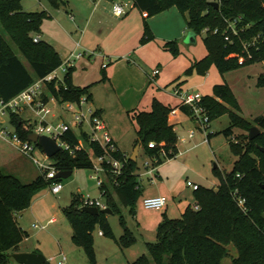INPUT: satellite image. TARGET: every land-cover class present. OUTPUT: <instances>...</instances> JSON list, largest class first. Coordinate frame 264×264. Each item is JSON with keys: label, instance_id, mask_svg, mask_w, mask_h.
Returning <instances> with one entry per match:
<instances>
[{"label": "trees", "instance_id": "obj_1", "mask_svg": "<svg viewBox=\"0 0 264 264\" xmlns=\"http://www.w3.org/2000/svg\"><path fill=\"white\" fill-rule=\"evenodd\" d=\"M55 5L66 4L64 0H52ZM134 5L148 16L158 14L176 6L182 13H189V26L196 34L209 28L204 39L208 54L195 61L186 73H206L214 63L221 72L246 66L255 61H264V0H133ZM219 2L217 7L213 2ZM23 0H0V24L7 36L18 46L30 64L29 68L16 53L0 31V99L9 101L42 79L59 69L64 60L57 48L49 41L34 40L42 35L44 21L52 15L46 11H25ZM235 26L231 22H235ZM232 25V27H231ZM219 28V32L213 30ZM235 28L236 32L233 31ZM145 39H150V27L146 24ZM178 55L181 50L176 41L164 44ZM76 68L69 66L63 79L47 83L43 98L46 103L54 97L61 104L79 102L83 96L92 98V84H74ZM105 71V69H104ZM103 79H108L104 72ZM264 84V75L260 79ZM209 118H215L231 110L228 105L240 110V105L228 83L214 86V95H205L200 103ZM228 104V105H227ZM183 112L193 115L189 106H178ZM173 107L155 97L149 111L135 113L138 123V141L150 157L161 152L174 158L178 154V134L175 124L170 123ZM99 112V111H98ZM232 122L223 132L233 135L234 128L250 131L253 126L238 112H231ZM264 129V116L255 119ZM11 123L24 139L33 133V127L20 113H11ZM87 142L88 135H81ZM208 138L211 134L207 135ZM65 139L75 149L74 154L61 149L53 158L59 171L92 167V157L103 150L98 142L90 141L87 147L79 148L80 136L74 130L65 134ZM241 140L231 142L239 158L231 172L223 173L218 167L221 183L218 188L200 185L195 190L196 205L189 206L180 217L165 216L158 226L154 241L147 242L148 253L131 264H224L229 256V246H234L238 255L232 264H264V131L256 139L242 135ZM155 142L156 147H150ZM121 149L117 157L125 160ZM128 156V155H127ZM123 174L114 181L109 177L101 186L106 203L114 213L120 215L124 234L118 240L122 249L133 245L138 236L129 226V217L136 213L135 204L142 195L136 173V161L130 157L125 161ZM47 170L29 183L15 175L4 172L0 166V264L13 259L12 252L20 250L21 242L28 236L19 225L17 213L29 208L35 195L43 188L61 178H47ZM245 199L244 205L239 204ZM83 198L74 194L72 204L64 209L73 227V242L82 247L92 264H97L94 232L99 227L103 234L114 237L108 214H92L82 209ZM45 264H51L47 261Z\"/></svg>", "mask_w": 264, "mask_h": 264}, {"label": "rangeland", "instance_id": "obj_2", "mask_svg": "<svg viewBox=\"0 0 264 264\" xmlns=\"http://www.w3.org/2000/svg\"><path fill=\"white\" fill-rule=\"evenodd\" d=\"M64 1L66 4L57 6L52 0H23L22 5L25 11L46 10L52 15L42 25L43 38L58 49L64 61L72 57L73 60L69 65L77 66L74 73L76 82L93 85L91 88L93 100L89 101L85 110L90 105L94 109L97 105L103 106L105 113L102 118L108 121L110 132L112 130L111 134L114 133L115 138L120 140L121 143L117 144L128 157H131L137 145L139 127L134 110L128 107L131 103V96L129 100L126 98L133 93L132 88L135 87L140 77L139 72H133L126 77L123 80L122 89H125L123 94H121V89L115 86L113 80L103 79L104 72L110 76L116 66L114 64L116 57H130L132 65L150 76L154 69L162 70L161 75H158L145 91L140 103V108L144 110L152 108L154 97L175 106L181 104V100L175 93L177 86L185 92H200L203 96H212L216 84L228 83L230 85L240 105V110L227 104L231 110L210 119L207 129L198 128L194 115L182 112L184 122L178 123V132H180L181 150H188L183 156L176 155L174 158L162 155L165 168L161 170V173L164 177L168 176L169 172L173 182L193 178L199 180L201 185L218 188L221 178L220 174L215 171L216 167L223 173L231 172L239 158L238 154L233 151L231 142L241 140L242 135L248 136L250 133L240 127H235L233 135L230 136L223 132L232 122L231 112H238L253 126H258L261 131H264L255 121L257 117L264 116V84L260 83L264 75V61H255L226 72H221L213 63L206 73L195 71L188 75L186 70L189 68L190 60L200 59L207 52L204 42L206 32L195 33L194 41L187 42V38L193 33L188 24L190 19L188 12L182 13L174 6L152 16H144V13L134 5L133 0H102L97 7H95L96 0ZM113 1L129 3V12L121 17L116 16L112 11ZM146 24L150 27L152 36L150 39H145ZM0 31L26 65L31 68L1 24ZM168 41L177 42L181 49L178 55L174 54L172 49L168 50L164 47ZM127 53L130 55H126ZM79 54L81 57L74 60V57ZM65 67L64 64L57 69L56 74L59 79H63ZM68 104L69 102L61 104L51 97L47 104L49 111L43 113L42 117L54 125L61 122L71 124L74 131L79 134L82 145L87 147L94 128L91 117L89 116L84 121L82 129L75 126L74 116ZM20 114L30 127H34L41 120V117L31 107L21 110ZM170 117H172L171 114ZM4 127L8 132L16 131L11 123V114L5 116ZM193 130H196V133L189 138ZM82 133L88 135L87 142L81 136ZM208 134H211L209 138ZM183 138H186L187 142H182ZM35 154L47 166L54 163V159L48 157L41 149H37ZM148 158L154 163V159L146 153L142 146L136 161L137 174L143 175L146 172ZM174 161L177 162L174 163ZM0 166L4 172L17 176L25 183L33 181L41 173L40 167L32 159L23 155L2 137H0ZM94 173L93 167L76 168L71 176L61 180L64 188L60 193H53L49 185L35 195L32 205L24 210L23 214L16 215L19 224L29 232V240L22 245V248L30 244L40 246L47 257L51 255L57 257L52 261L53 264H59V257L63 252L67 256L66 264H92L86 251L73 242V227L64 209L72 204L74 194L85 199H98L102 203L106 202L101 185L93 177ZM157 177L155 179H158ZM140 182L146 186L144 189L146 194L156 189L154 184H151L150 178L140 179ZM188 187L180 199L189 198L193 203L196 200L195 190ZM144 197L140 196L135 204V215L129 217L130 228L135 230L139 236V240L133 245L122 249L118 243L124 234L118 213L108 214L114 237L101 235L99 227L95 230L97 264H131L141 255L148 253L144 238L140 234L144 232L150 236V233L155 230V227H152L157 211L145 208ZM172 201L173 198L170 203ZM173 216L179 217L181 214ZM51 218H56V221L50 222ZM136 225H140L141 228L138 230ZM229 249L230 254L224 259V264H232L233 258L238 255L234 246H229ZM7 264L19 263L12 260Z\"/></svg>", "mask_w": 264, "mask_h": 264}, {"label": "built area", "instance_id": "obj_3", "mask_svg": "<svg viewBox=\"0 0 264 264\" xmlns=\"http://www.w3.org/2000/svg\"><path fill=\"white\" fill-rule=\"evenodd\" d=\"M99 2L102 0H98ZM130 5L127 2L123 1H113L112 11L116 16H124L129 12ZM235 26V22H231ZM232 27V25H231ZM210 29H205V32L207 33ZM233 31L236 32L235 28H233ZM214 33L219 32V28H216L213 30ZM34 40L36 42L41 40L40 35H36L34 37ZM81 54H79L77 57H74V60L76 58H80ZM72 57H68L64 61L65 64V72L67 71V68L69 66V63L72 62ZM63 64V65H64ZM62 65V66H63ZM61 66V67H62ZM57 71V70H56ZM56 71L51 73L45 78L38 79L35 83H33L30 87L25 89L23 92H21L19 95L14 97L13 99L6 101L4 99H0V137L5 139L6 141L10 142L15 148H17L23 155L29 157L32 159L41 169V171L47 170L46 177L47 178H57V174L59 173V170L55 166V164L52 165H45L42 163L37 157H36V151L37 149L42 148L35 142L31 141L29 138H22L20 134L16 131L14 132H8V130L4 127V121L5 116L8 114H11L12 112L20 113L21 110H24L26 107H31L34 111H36L37 115L41 117V120L38 124H36L33 127V132L37 133L38 135H47L52 137L54 140L57 141L58 144H60L61 149H65L70 151L71 154H74L75 149L70 145V143L65 139V134L69 130H74L72 128V125L67 122H61L57 125L51 124L47 122L43 117V113L49 111L47 108V104L44 101L43 94L46 90L47 83L53 81L54 79H59V77L56 74ZM161 73V69L156 68L153 70L151 75V81H155L156 77ZM61 80V79H60ZM176 96L179 97L181 100L182 105L189 106L190 109L193 111L194 119L198 123V128L201 129H207L208 123L210 121V118L208 114L206 113L205 107L202 106L200 103L203 99V95L198 93H193L190 91H183L180 86L176 87L175 90ZM88 97L85 95L83 96L79 102H69L68 108L71 111V113L74 116L73 124L75 126H79L82 129V125L84 121L90 116L91 122L94 126L93 128V135L92 137H89L90 141L98 142L103 152L100 155L93 156L92 161L93 165L92 167L95 170V173L93 174V177L98 180L99 184L103 186L105 183V177H112L114 181L117 182V179L123 174V169L125 167V161L127 160L128 156L125 155V160L123 158L117 157L116 153H119L120 147L116 144L114 141L110 131L108 130V127L102 118V115L98 112L97 109L92 108V106H88L87 110H85V107L89 103ZM80 108V109H78ZM180 108L174 107L171 111V115L175 116L177 115V112ZM101 133V135H99ZM195 134V131L193 130L190 133V136L193 137ZM78 145L79 148L85 147L81 143ZM157 144L155 142L150 143V147L154 148ZM44 152V151H43ZM45 153V152H44ZM161 155L167 156V153L165 150H162ZM154 159V163L151 162L150 158L146 161V172L145 174L150 176L151 179H155L158 173V166H159V158L158 157H151ZM186 184L190 187H192L194 190H197L200 186V184L195 183L191 180H188ZM64 186L61 181H54L51 184V190L53 193L58 194L63 190ZM245 199L240 198L239 204L244 205ZM143 204L146 209L149 210H162L164 209L168 204V198L165 195H158V196H148L143 199ZM83 206H96L100 210L105 209L108 207L107 203H102L98 199H85L83 198ZM195 208H198V205H195ZM56 218H51L50 222H55ZM37 227V225H35ZM103 234V232H100ZM49 260H55V257H51ZM48 260V261H49ZM67 261V257L65 254L62 255V259L59 260V264H65Z\"/></svg>", "mask_w": 264, "mask_h": 264}, {"label": "crops", "instance_id": "obj_4", "mask_svg": "<svg viewBox=\"0 0 264 264\" xmlns=\"http://www.w3.org/2000/svg\"><path fill=\"white\" fill-rule=\"evenodd\" d=\"M101 2V1H100ZM98 0L95 1V7H97L100 3ZM148 15L146 12L144 13V16ZM41 38L42 39H45L43 38V33L41 35ZM46 40V39H45ZM48 41V40H47ZM58 50V49H57ZM181 50V49H180ZM208 54V50L206 52V55ZM126 55H130V54H126ZM205 55V56H206ZM204 56V57H205ZM202 57V58H204ZM130 57H116V61L114 64H116V66L114 67V69L112 70V72L110 73V76H108V79L110 80H113V83L115 84V86L120 90L121 89V94L124 93L125 89L123 90L122 89V86H123V80L126 79V77L130 76L131 73L133 74V72H139V79L137 80L136 84H135V87L132 88V91L133 93L129 96H127V100H129L130 96H131V103L129 104V109H132L134 110L135 113L139 112V111H143L144 109L140 108V103L142 102L143 98H144V95H145V91L147 90V88L150 87V84H152L153 82L151 81V76L150 74L148 73H145L143 72V70H139L137 67H135V65H132V61L129 59ZM200 58V59H202ZM200 59H191L190 60V64L188 65V67H190L195 61L197 60H200ZM74 67L77 69V66L74 65ZM116 68V69H115ZM76 72V70H75ZM74 72V73H75ZM161 73H162V70H161ZM161 73L159 75H161ZM150 76V77H149ZM75 77V75H74ZM74 84L77 85V86H88V85H91V83H86V84H81V83H78L75 81V78H74ZM155 98V97H154ZM153 98V99H154ZM158 98V97H157ZM159 99V98H158ZM91 100H93V96L91 98ZM162 101V100H161ZM165 104L167 105H170L171 107H178L180 104H176L173 105L172 103L170 102H165L163 101ZM49 103V102H48ZM179 108V107H178ZM96 109L99 111V113L101 115H104V108L102 105H97L96 106ZM151 110V109H150ZM180 110V111H179ZM178 112H177V115L175 116H172L170 117V123H173L175 124V130L178 134V137H179V134L180 132H178V123H182L184 122V117H183V112L181 109H179ZM144 111H149V110H144ZM183 112V113H182ZM106 125L107 127L109 126V123L108 121L106 122ZM108 130H109V127H108ZM110 131V130H109ZM195 133H196V130H194ZM112 132V130H111ZM110 132V133H111ZM114 141L117 143H121L119 139L115 138L114 136V133L111 134ZM189 138H192L189 134ZM5 140V139H4ZM182 142H187V139L186 138H183V141ZM118 145V144H117ZM141 148H142V145H141ZM140 148V150H141ZM181 141H180V137H179V140H178V154L177 155H184V153L188 150H181ZM140 154V153H139ZM177 162V161H174V163ZM165 163H161L159 164L158 166V173H157V178L158 179H151L150 176L146 175L145 173L143 175H140V174H137L138 175V179L140 181V179L143 180V178H150L151 179V184H154V186L156 187V189L152 192V193H148L146 194V192H144V189L146 188L145 185H143V183H140L141 185V189H142V195L145 196V197H148V196H158V195H165L167 198H168V204L167 206L162 209V210H154V211H157L156 214L154 215V226L152 228H154L155 230L152 231V233H150V236H147L144 232H142L140 235L142 236V238H144V244L146 245L147 247V242L148 241H154L156 239V236H157V229H158V226L159 224L161 223V221L164 219V217L167 215L169 217H174L173 215H177V214H183L186 209L189 207V206H194L196 205V200L192 203L189 198H184V199H180L181 195L183 193L186 192V188H189L186 184V181L187 180H193V182L195 183H198L201 185V182L197 179H193V178H189L187 180H176V181H172V177H171V174L168 172V176L164 177L163 176V173H161V170L163 171L165 166H164ZM74 172V171H73ZM105 177V182L107 181L108 182V179L109 177L108 176H104ZM143 182V181H142ZM195 192V191H194ZM144 197V198H145ZM173 198V201L170 203V200ZM177 200V201H176ZM179 200V201H178ZM24 211H21L19 213H17V216L19 214H23ZM132 217V216H130ZM180 217V216H179ZM176 218V217H174ZM18 223H19V220L17 219ZM140 224V223H139ZM20 225V224H19ZM21 226V225H20ZM22 227V226H21ZM137 229L139 230L141 227L140 225H136ZM23 228V227H22ZM24 229V228H23ZM25 230V229H24ZM29 236V232L27 230H25ZM101 232V231H100ZM136 232V231H135ZM101 234V233H100ZM101 235H104V234H101ZM28 236L21 242L20 244V250L19 251H28V252H41V253H45L44 250L40 247V246H36V245H33V244H30L28 245L27 247H24L22 248V245L29 240ZM139 237V236H138ZM139 239H137L138 241ZM64 254L61 253L60 257H59V260L62 259V255ZM57 255V254H56ZM50 257H55L54 255H51L48 258V260L50 259ZM67 257V256H66ZM57 258V257H56ZM55 258V260H56ZM52 263V261L54 260H49ZM66 264V263H65Z\"/></svg>", "mask_w": 264, "mask_h": 264}, {"label": "water", "instance_id": "obj_5", "mask_svg": "<svg viewBox=\"0 0 264 264\" xmlns=\"http://www.w3.org/2000/svg\"><path fill=\"white\" fill-rule=\"evenodd\" d=\"M217 7H219L220 3L215 1L213 2ZM195 39V32L190 34V36L187 38V42H192ZM262 131L258 126H252L250 128V139H256L261 135ZM31 141L37 143L42 150L45 152V154L48 157L54 158L60 151L61 146L57 143L56 140H54L52 137L47 135H38L37 133H31L28 137ZM141 144L138 143L135 147V150L133 154L131 155V159L133 161H137L139 153H140ZM264 150V148H262ZM74 170L69 171H59L57 174V178H67L73 174ZM82 209L84 211L90 212L92 214H99V213H105V214H113L114 211L107 207L105 209H99L96 206H83ZM11 257L14 261H16L19 264H45L48 261V258L45 254L41 252H28V251H16L11 253Z\"/></svg>", "mask_w": 264, "mask_h": 264}]
</instances>
